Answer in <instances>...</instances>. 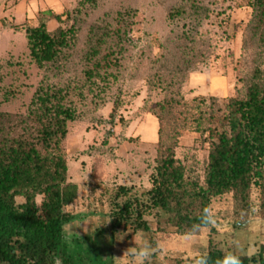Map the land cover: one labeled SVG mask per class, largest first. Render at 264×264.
<instances>
[{
	"label": "trees",
	"instance_id": "obj_1",
	"mask_svg": "<svg viewBox=\"0 0 264 264\" xmlns=\"http://www.w3.org/2000/svg\"><path fill=\"white\" fill-rule=\"evenodd\" d=\"M200 0H183L172 6L167 19L183 25V37L197 43L194 22L200 25L209 10ZM98 0H79L76 14ZM252 20L247 36L254 40L258 59L245 78V93L229 98L222 106L211 98L184 101L180 91L171 90L177 73L185 82L192 71L189 60L176 63V73L157 72L153 80L169 96L150 112L158 120L157 157L150 177V189L119 186L110 198V228L113 233L131 230L149 233V217L158 231L175 229L184 236L200 223L205 207L230 197L237 212L249 210L253 193L264 212V0H252ZM132 9L117 12L112 21L93 24L85 37L82 78L79 82L54 83L45 77L36 88L26 114L0 111V264H72L64 242V229L74 216L65 211L78 197V185L69 181L64 142L68 124L79 120L77 105L87 94L99 97L120 75ZM70 14L56 16L58 23ZM50 11L41 12L35 27L24 29L31 62L40 70L60 73L78 42V29L59 26L48 29ZM191 27V29H190ZM192 51V49H190ZM163 57L162 59H164ZM183 59V58H182ZM168 61V58L166 57ZM13 92L3 93L7 97ZM2 102L0 101V106ZM182 130L205 136L209 142L208 163L201 183L188 174L186 163L177 158L178 137ZM43 194L42 206L34 203ZM24 197L26 202L18 201ZM23 210V211H22ZM163 216L166 219L162 221ZM209 226L205 254L215 264L226 251ZM264 251V250H263ZM243 264H264V252ZM204 254V255H205ZM145 264H150L145 262Z\"/></svg>",
	"mask_w": 264,
	"mask_h": 264
},
{
	"label": "rangeland",
	"instance_id": "obj_2",
	"mask_svg": "<svg viewBox=\"0 0 264 264\" xmlns=\"http://www.w3.org/2000/svg\"><path fill=\"white\" fill-rule=\"evenodd\" d=\"M181 1L98 0L96 7L88 6L76 14L79 0H0V111L13 115L26 114L45 77L56 84L80 81L85 37L93 24L112 21L120 10L136 13L130 22L118 80H112L99 97L87 94L77 105L79 120L68 124L63 145L68 178L78 185L77 199L65 208L74 216L64 229L72 264H131L132 258L124 251L139 247L144 240L158 247L146 261L150 264H195L206 252L209 230L186 241L173 228L158 231L152 217L148 218L149 233H113L109 223L110 198L119 186L151 187L159 124L150 109L169 96L156 85L154 75L167 74L176 70V63L189 60L192 71L185 82L177 73L178 83L171 90L180 91L187 103L205 97L209 106L211 98L222 106L229 98L245 93L244 80L258 59L254 40L247 36L252 0H200L209 16L202 18L200 25L190 24L197 32L195 44L182 35L183 25L190 20L171 24L167 19L170 8ZM46 11L52 13L47 20L51 32L73 25L79 32L76 47L60 73L40 70L29 57L24 29L37 26L41 12ZM67 13L69 19L64 16L61 23L55 20ZM8 90L13 93L5 99L3 93ZM208 152L205 136L181 131L177 158L186 163L189 176L201 183ZM212 210L216 239L223 248L239 241L243 248L254 245L258 254L262 253L264 212L259 213L257 193H253L249 210L237 212L230 197L215 200ZM165 219L163 216L162 221ZM82 223L89 225L88 230L77 235V225Z\"/></svg>",
	"mask_w": 264,
	"mask_h": 264
},
{
	"label": "clouds",
	"instance_id": "obj_3",
	"mask_svg": "<svg viewBox=\"0 0 264 264\" xmlns=\"http://www.w3.org/2000/svg\"><path fill=\"white\" fill-rule=\"evenodd\" d=\"M44 196L43 194H36L34 198V203L37 207L42 206ZM18 201L26 202L24 197H17ZM23 211V210H22ZM110 223V221H109ZM215 214L210 207H205L203 213L200 217V223L193 225V229L186 233L183 237L186 241H192L196 239L197 232H206L209 230V226H215ZM77 227L80 229V233H86L89 225L87 223L78 224ZM261 243H264L262 241ZM235 251H226L222 258H218L215 264H243L242 257L252 259L259 253V248L254 245H250L247 249L243 248L239 241H234ZM158 250V247H153L151 243L144 240L139 247H129L124 251L125 256H130L132 258L131 264H145L149 261L154 253ZM55 264H62L59 259H56ZM195 264H209L208 256L201 255L195 262Z\"/></svg>",
	"mask_w": 264,
	"mask_h": 264
}]
</instances>
